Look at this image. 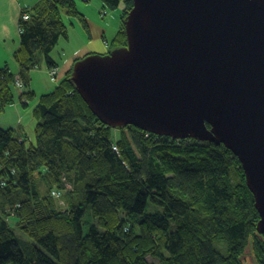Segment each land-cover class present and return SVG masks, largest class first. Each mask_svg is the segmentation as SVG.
Here are the masks:
<instances>
[{
    "label": "trees",
    "instance_id": "trees-1",
    "mask_svg": "<svg viewBox=\"0 0 264 264\" xmlns=\"http://www.w3.org/2000/svg\"><path fill=\"white\" fill-rule=\"evenodd\" d=\"M102 2L122 7L113 44L127 45L133 0ZM22 11L21 70L0 67V114L17 101L18 76L21 101L37 97L25 87L40 53L49 68L58 66L51 52L70 36L64 13L88 37L92 31L76 0H40ZM91 53L80 50L58 86L40 95L32 136L0 126V264H151L149 256L162 264H264L261 216L238 157L214 142L178 143L103 124L70 80L74 64ZM151 201L164 210L147 213ZM88 208L96 223L85 235Z\"/></svg>",
    "mask_w": 264,
    "mask_h": 264
},
{
    "label": "water",
    "instance_id": "water-1",
    "mask_svg": "<svg viewBox=\"0 0 264 264\" xmlns=\"http://www.w3.org/2000/svg\"><path fill=\"white\" fill-rule=\"evenodd\" d=\"M127 45L70 80L103 124L225 145L264 235V0H133Z\"/></svg>",
    "mask_w": 264,
    "mask_h": 264
},
{
    "label": "rangeland",
    "instance_id": "rangeland-1",
    "mask_svg": "<svg viewBox=\"0 0 264 264\" xmlns=\"http://www.w3.org/2000/svg\"><path fill=\"white\" fill-rule=\"evenodd\" d=\"M99 2L100 0H90L88 2H85L84 0H76L77 6L78 8H80V10H84L85 11V15L88 19L91 20H101V23L104 24L107 29H111V27L114 25V18H119L121 20L120 14H121V8L118 9H108L106 6H104L105 8L100 12V8H99ZM120 6H123V4L121 3ZM110 12H116L113 14H110V16H107ZM65 16V20L67 22V25H69V30H71V38H64L61 37L60 40L58 41V45L56 46V48L52 51V56L54 58H59L58 60L60 61V63L62 64V66L65 65V63L62 62L61 59H68L70 56V54L73 53V55L76 53V51L78 50V48L80 47V45L82 43H84L85 40H88V33H86L85 30H83V27L81 25V22L79 19L69 16L67 17L66 14L64 13ZM106 16V17H105ZM108 39L110 40L109 45H106V43L104 42V40L102 39H98L97 41V47L94 46V50L99 51V53L101 54H107L112 52V49L118 48L117 45L113 44L114 39L112 38V35H108ZM70 42H69V41ZM69 42V44H68ZM72 44V45H71ZM90 52V51H89ZM92 52V51H91ZM42 56V57H41ZM68 57V58H67ZM66 58V59H65ZM39 65L37 69H35L36 71L34 73L31 74L30 76V81L28 83V87H25V90L28 91H35L36 96L33 99H23L22 101L25 103H29V105L24 106L22 104L21 101V97H20V91L22 90V88H19L18 86L16 87V97H17V103L12 104L7 106V110L0 114V121H3V119H1V116L6 115L8 112V110L13 107V109L19 108L20 110H22L21 112L23 113V111H25L26 113H24V119L21 121L22 125H25V129L26 131L24 132V128L21 127V130L16 131V133L19 134V131L25 133H28L29 136L33 134V126H35V124L37 123L36 118H34L33 115V109L34 106L37 104L38 99L40 97L41 94L47 93L51 90H53L54 88H56L58 85L56 83L59 84V82L61 81V79L63 78L62 76H60L59 80L57 81L56 79H53L52 75L50 74L51 69L49 68L48 71V64H46V61L44 59V56L42 55V53L39 54ZM61 70V69H59ZM58 70V71H59ZM48 71V72H47ZM10 111V110H9ZM10 117L8 118V121H13L15 117V113L14 111L12 112V114H9ZM9 124L6 126V128H8ZM3 127V126H1ZM4 128V127H3ZM23 128V129H22ZM58 202L61 205H64V201L62 199V201ZM147 213L152 214L155 212H162L164 209L163 207H160L156 204H154L152 201L149 202L147 208ZM82 223H83V233L85 235L88 234L91 226L93 224L96 223V219L93 215V212H91V209L88 208L86 211V214L84 215L83 219H82ZM22 247L24 248V252L27 255L31 254V249L26 247V244H22ZM250 254V252H248V255ZM251 258V257H250ZM149 263L151 264H162L160 262V260L156 257H148Z\"/></svg>",
    "mask_w": 264,
    "mask_h": 264
},
{
    "label": "crops",
    "instance_id": "crops-1",
    "mask_svg": "<svg viewBox=\"0 0 264 264\" xmlns=\"http://www.w3.org/2000/svg\"><path fill=\"white\" fill-rule=\"evenodd\" d=\"M40 0H0V67L5 66V64H9L12 66V70L14 72H20L21 68L20 65L15 62V52L20 48V18L22 15V10L24 9H30L35 6ZM104 3L102 0L99 2V8L100 12L105 8ZM106 6V5H105ZM84 13L85 11L82 10ZM116 12H110L107 16H110V14H113ZM86 14V13H85ZM122 14V13H121ZM120 14V17H121ZM106 17V16H105ZM114 19V25L111 27V29H107V27L101 23V20H91L90 22L92 24V31L91 35L88 38V40H85L84 43L80 45L76 53L73 55L70 54L69 58L64 60L61 59L63 63H65L64 66L60 63V61L57 58H54V61L58 64V68L61 70L59 71V76H62L64 78L65 74L64 72L70 68L72 65V60L74 56L82 51H92L94 53H99V51L94 50V46L97 47V41L98 39L104 40L106 45H109L110 40L108 39V35H112V38L114 39L117 35V33L121 30V24H122V17L121 20L119 18L113 17ZM69 30V29H68ZM69 37L71 38V30H69ZM69 41V40H68ZM70 42V41H69ZM68 42V44H69ZM72 45V44H71ZM52 53V52H51ZM42 57V56H41ZM36 70H32L30 72V76L32 73H34ZM49 71V67H48ZM47 71V72H48ZM57 80V81H58ZM57 84V83H56ZM17 103V102H16ZM10 110V111H9ZM7 112L6 115L1 116V119L3 121H0V126H3L6 128V126L9 124L8 127H12L18 130H21L20 128L23 127L25 129V125H22L21 121L24 119V113L21 112L19 108L11 107ZM14 111L15 117L13 121H8V118L10 117L9 114H12ZM26 129L24 130V132ZM27 134V133H25ZM20 135L21 139H25V135L23 132L19 131L18 136ZM33 139V138H32Z\"/></svg>",
    "mask_w": 264,
    "mask_h": 264
},
{
    "label": "built area",
    "instance_id": "built-area-1",
    "mask_svg": "<svg viewBox=\"0 0 264 264\" xmlns=\"http://www.w3.org/2000/svg\"><path fill=\"white\" fill-rule=\"evenodd\" d=\"M30 17H29V14H25L24 15V20L26 19H29ZM51 69V72H50V74L52 75V77H53V79H56V77H57V75H58V70L60 69V68H58V67H54V68H50ZM19 88H23V83H22V81H21V79H20V76H18L17 77V84H16ZM23 90V89H22ZM22 90H21V92H22ZM148 135L150 134L149 132L147 133ZM172 141V140H177V142L178 143H181V142H183L185 139H175V138H173V137H170V139H169V141ZM187 142H189L190 141V139H187L186 140ZM114 147V150L116 151V153H118V151H119V149H118V146L117 145H114L113 146ZM64 180H65V178H64ZM66 187H67V189H70V188H72V183L71 182H66ZM54 195L55 196H60L59 195V193L58 192H56V191H54Z\"/></svg>",
    "mask_w": 264,
    "mask_h": 264
},
{
    "label": "clouds",
    "instance_id": "clouds-1",
    "mask_svg": "<svg viewBox=\"0 0 264 264\" xmlns=\"http://www.w3.org/2000/svg\"><path fill=\"white\" fill-rule=\"evenodd\" d=\"M98 54V53H97ZM170 138V137H169Z\"/></svg>",
    "mask_w": 264,
    "mask_h": 264
}]
</instances>
